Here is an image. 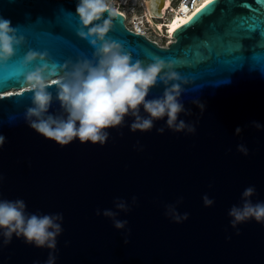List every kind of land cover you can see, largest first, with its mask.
<instances>
[{
    "label": "water",
    "instance_id": "water-1",
    "mask_svg": "<svg viewBox=\"0 0 264 264\" xmlns=\"http://www.w3.org/2000/svg\"><path fill=\"white\" fill-rule=\"evenodd\" d=\"M78 3L0 0V18L23 38L13 56L0 61V201L23 200L26 215L63 216L54 251L15 234L4 246L0 235V264H46L50 252L55 264H264V221L252 218L233 228L229 216L248 187L255 188L253 204L264 202V0L207 3L211 11L202 9L199 19L176 28L167 46L130 31L109 9L93 25L110 21L106 39L122 45L133 63L147 66L159 58L171 66L177 79L168 86H179L190 112L180 113L178 122L195 132L169 129L167 117L150 131L132 132L134 118L126 116L121 126L105 130L103 144L74 139L61 146L30 126L34 90L25 77L46 66L49 114L66 116L51 79L93 61L96 51L94 37L80 35L93 25L82 24ZM241 17L256 23L237 32L231 22ZM30 51L44 59L25 63ZM10 89L19 91L5 94ZM164 91L158 81L146 99ZM140 114L147 117L143 107ZM204 196L214 203L205 206ZM120 201L128 211L116 207ZM105 210L127 221L125 228H115ZM172 211L188 218L177 223Z\"/></svg>",
    "mask_w": 264,
    "mask_h": 264
},
{
    "label": "clouds",
    "instance_id": "clouds-1",
    "mask_svg": "<svg viewBox=\"0 0 264 264\" xmlns=\"http://www.w3.org/2000/svg\"><path fill=\"white\" fill-rule=\"evenodd\" d=\"M108 11L107 0H79L76 7V13L85 27L99 21ZM110 26V21L105 20L103 23L94 24L87 34L81 33L85 39L94 37L91 40L92 46L96 48L94 60L80 61L73 65L71 70L66 71L60 80H54L58 84L56 99L66 116L49 114L53 97L47 91L46 66L38 67L26 75V83L34 90L33 106L28 108L26 113L30 126L61 146L71 143L74 139L103 144L108 138V132L105 130L121 126L126 116L134 118L130 125L132 132L150 131L154 127V121L164 117H167L166 125L171 130L180 132L187 129L188 132H195V128L183 120L178 122L180 113L185 112L188 115L190 112H186L180 101L179 86H168L171 81L177 79L175 72L171 71V66L159 58H155L154 62L147 66L139 60L133 63L131 55L124 51L122 45L106 39ZM22 41V37H16L11 22L0 18V61L9 60L14 55V46ZM38 58L44 59L43 55L30 51L25 57V63ZM158 81L165 85L162 97L146 99L150 89ZM194 103L203 110V104L198 101ZM141 107L147 117L141 116ZM253 126L257 129L262 127L258 122H253ZM164 131L163 127L157 129L159 134ZM240 132L241 129L237 128L236 134ZM3 140L4 137L0 136V143H3ZM238 151L247 155V149L243 145H238ZM254 194V187L246 188L242 193V206H233L230 209L229 216L232 218L233 228L252 218L258 222L264 221V202L253 204L250 198ZM203 200L205 206L214 203L207 196H204ZM116 207L124 211L129 210L124 201L118 202ZM25 209L26 204L20 199L0 201V230H3L0 235L3 236L4 246L11 243L15 234L17 238L23 237L26 243L34 244L37 248L54 251L56 237L62 232V214L26 215ZM99 214L98 211L97 215ZM103 215L112 218L117 229H123L127 224V221L115 219L116 213L111 210H105ZM171 215L177 223L188 218L187 213L180 215L172 211ZM46 264H55V256L51 252Z\"/></svg>",
    "mask_w": 264,
    "mask_h": 264
},
{
    "label": "built area",
    "instance_id": "built-area-1",
    "mask_svg": "<svg viewBox=\"0 0 264 264\" xmlns=\"http://www.w3.org/2000/svg\"><path fill=\"white\" fill-rule=\"evenodd\" d=\"M202 0H180L188 11H193ZM109 9L120 13L124 17V24L130 31L141 34L151 41H154L160 46H167L173 38H168L165 43L160 44L154 39V34L163 37L162 33H158L155 29V22L165 27V18L159 16L158 18L152 17L153 22L147 19L143 9L142 0H107ZM167 10L166 12H169Z\"/></svg>",
    "mask_w": 264,
    "mask_h": 264
},
{
    "label": "bare ground",
    "instance_id": "bare-ground-1",
    "mask_svg": "<svg viewBox=\"0 0 264 264\" xmlns=\"http://www.w3.org/2000/svg\"><path fill=\"white\" fill-rule=\"evenodd\" d=\"M142 2L144 13L150 22H153L152 17L158 18L159 16H163L165 18L164 28L158 22H155L154 27L158 32H163V37L167 38H173L172 33L178 28L174 27V25L181 26L198 8L207 4V0H202L193 11H188L180 0H142ZM167 10L170 11L166 12ZM53 80L55 78H52L51 82ZM15 91H19V89H10L5 94Z\"/></svg>",
    "mask_w": 264,
    "mask_h": 264
},
{
    "label": "snow or ice",
    "instance_id": "snow-or-ice-1",
    "mask_svg": "<svg viewBox=\"0 0 264 264\" xmlns=\"http://www.w3.org/2000/svg\"><path fill=\"white\" fill-rule=\"evenodd\" d=\"M215 2V0H207L208 4H213ZM202 9L204 10V14H206L208 11H211V9L206 8L204 5L201 6V8H198L196 10V12H194L192 14V16H190L188 18V21H184V24H188L189 22L193 21V18H197L199 19V17H197V13H201ZM255 21L250 22L248 19L246 18H237L235 20H233L231 22V26L233 27L234 30H236L237 32H242L246 29H250L251 27H253L255 25ZM174 27H180V25H174ZM53 84H57L56 82H52Z\"/></svg>",
    "mask_w": 264,
    "mask_h": 264
},
{
    "label": "rangeland",
    "instance_id": "rangeland-1",
    "mask_svg": "<svg viewBox=\"0 0 264 264\" xmlns=\"http://www.w3.org/2000/svg\"><path fill=\"white\" fill-rule=\"evenodd\" d=\"M163 30V29H162ZM158 32V31H157ZM159 33V32H158ZM162 34H163V32H162ZM162 36H164V34L162 35ZM154 39L155 40H157L160 44H163V43H165V41L168 39L167 37H161V36H159V35H155L154 34Z\"/></svg>",
    "mask_w": 264,
    "mask_h": 264
}]
</instances>
